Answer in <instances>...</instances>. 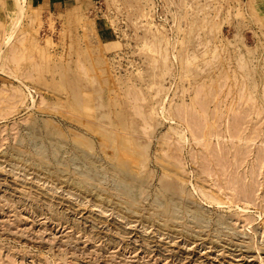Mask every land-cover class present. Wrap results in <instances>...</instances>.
<instances>
[{"label": "rangeland", "instance_id": "374dc122", "mask_svg": "<svg viewBox=\"0 0 264 264\" xmlns=\"http://www.w3.org/2000/svg\"><path fill=\"white\" fill-rule=\"evenodd\" d=\"M57 1L0 0V264H264V0Z\"/></svg>", "mask_w": 264, "mask_h": 264}, {"label": "crops", "instance_id": "0c3cea01", "mask_svg": "<svg viewBox=\"0 0 264 264\" xmlns=\"http://www.w3.org/2000/svg\"><path fill=\"white\" fill-rule=\"evenodd\" d=\"M42 1H45V3H47V6L48 5H52V6H54V5H57V3H58V1L57 0H42ZM93 2V1H92Z\"/></svg>", "mask_w": 264, "mask_h": 264}, {"label": "bare ground", "instance_id": "6f19581e", "mask_svg": "<svg viewBox=\"0 0 264 264\" xmlns=\"http://www.w3.org/2000/svg\"><path fill=\"white\" fill-rule=\"evenodd\" d=\"M20 8H21V7H20ZM78 138H79V137H78ZM82 139H83V138H82ZM113 143H114V142H113ZM125 143H126V142H125ZM105 144H106V142H105ZM85 145H86V144H85ZM110 145H112V143H110ZM86 146H87V145H86ZM104 146H105V147H110L109 144H106V145H104ZM127 146H128V145H127ZM111 147H112V146H111ZM106 150H107V149H106ZM121 150H122V149H121ZM126 152H127V151H126ZM115 153H116V152H114V154H115ZM122 153H123V152H122ZM114 154H113V155H114ZM126 155H129V154L127 153ZM115 156H116V155H115ZM119 159H120V158H119ZM129 160H131V159H129ZM135 161H136V160H135ZM138 161H140V160H137V162H138ZM132 162H134V161H132ZM137 162H136V163H137ZM143 162H144V161H143ZM117 169H118V168H117ZM134 172H135V171H134Z\"/></svg>", "mask_w": 264, "mask_h": 264}]
</instances>
